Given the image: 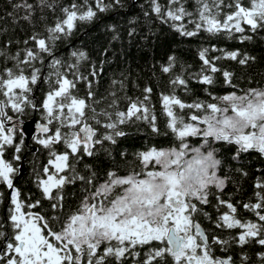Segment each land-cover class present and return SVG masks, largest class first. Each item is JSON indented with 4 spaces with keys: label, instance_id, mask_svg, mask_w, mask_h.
<instances>
[{
    "label": "trees",
    "instance_id": "obj_1",
    "mask_svg": "<svg viewBox=\"0 0 264 264\" xmlns=\"http://www.w3.org/2000/svg\"><path fill=\"white\" fill-rule=\"evenodd\" d=\"M260 88L264 0H0V100L7 114L49 124L27 144L18 129L12 140L0 137L2 152L12 165L27 161V172L15 181L20 211L42 226L41 248H58L60 264H189L171 251L166 229L102 240L93 253L91 245L77 250L58 233H66L102 181L148 174L147 151L201 142V136L181 134L187 122L214 114L227 94ZM85 123L97 129L91 153L74 142ZM208 145L224 185L211 184L205 200L189 201L195 211L184 224L180 251L199 254L212 246L214 260L229 254L264 264V245L258 248L264 147L222 135H210ZM7 193L0 174L2 200ZM195 219L207 243L195 232ZM240 230L248 232L239 236ZM5 233L0 226V236ZM191 236L196 248L188 246ZM237 251L245 256L235 257Z\"/></svg>",
    "mask_w": 264,
    "mask_h": 264
},
{
    "label": "rangeland",
    "instance_id": "obj_2",
    "mask_svg": "<svg viewBox=\"0 0 264 264\" xmlns=\"http://www.w3.org/2000/svg\"><path fill=\"white\" fill-rule=\"evenodd\" d=\"M16 83L13 82L12 85ZM220 101L214 114L187 122L182 128L183 136H201V142L186 139L178 146L147 151L144 162L151 167L148 174H113L95 191L93 198L97 205L93 215L89 216L90 207L85 202L82 213L73 217L66 233H58V237L71 241L77 250L81 243L91 245L93 253L94 245L112 237H139L141 233L151 235V232L160 235L170 221L178 226L182 224L179 231L184 232L187 225L184 227V224L188 221L182 223V220L188 218L186 211L191 212L193 207L189 201L193 197L205 200L211 184L220 187L224 185V178L218 172V158L214 149L208 145L209 136L217 138L222 135L230 138L232 134L244 135L257 130L260 135L252 137L254 144L264 145V88L247 93L233 92L221 97ZM2 123L0 121V132L6 133L8 129V139L12 140L15 127L11 125L13 128L6 129ZM258 123L257 129L251 127ZM236 141L245 147L246 144L243 145L242 141ZM74 142L79 143L76 133ZM74 142L71 144L75 149L77 145ZM179 190L184 192L185 202L177 209L169 205L167 198ZM20 215L24 216V213L21 211ZM28 230H32V236L27 238L28 247L33 250L37 259L39 254L41 258L54 263L59 257V251L51 246L42 249L44 235L27 224V236ZM188 246L195 248L192 236ZM209 261L207 259L208 263Z\"/></svg>",
    "mask_w": 264,
    "mask_h": 264
},
{
    "label": "flooded vegetation",
    "instance_id": "obj_3",
    "mask_svg": "<svg viewBox=\"0 0 264 264\" xmlns=\"http://www.w3.org/2000/svg\"><path fill=\"white\" fill-rule=\"evenodd\" d=\"M0 109H1V107H0ZM5 111H6V109H5ZM1 115H2V117H0V121L3 122L2 124L5 125V127L10 125L11 116H13V115H11V113L7 114V111H6L5 115H3L2 110H1ZM11 128H13V127L11 126L9 129H11ZM13 129H14V132L16 129H18L22 132V130L19 128H13ZM248 133L249 134L251 133L252 137H256V136L260 135V133L257 130H251ZM14 135H12V136H14ZM244 135H247V134H244ZM0 137H3V141H4L8 137V130L6 133L1 131ZM230 138H233V137H230ZM251 140H252V145L249 147H255V146H257L259 148L264 147V145H262V144H260V145L254 144L255 141H253V139H251ZM26 144H27V140H26ZM2 145L3 144L0 143V174L2 175V180H4V182L6 184V189H8V193L6 196V200H4V199L2 200V198L0 197V208L3 207V209H4L3 217L2 218L0 217L1 218L0 219V226L4 227L5 232H6L4 235L0 236L1 238H3V242L0 245V250H1V254H2L0 262L2 264H60L58 257L54 261V263L49 262L46 259L41 258L39 254H38V256L41 259H39V258L37 259L36 255L33 253V250L28 247L29 243L27 242V238H30L32 236V230H28V236H27V224L29 226L33 227L35 229V231L40 230V232L42 234H43V229H42V226L40 224H38V222L34 218L29 217L27 213H24V216L20 215L21 214L20 207H23V204H22L20 197H19L18 188L15 186V181L21 175H23L25 172H27V161L22 160L19 164L12 165L3 156ZM80 145H81L82 150L86 152L85 145H83V144H80ZM61 159L59 158V161L56 162L57 166H59V164L63 165L64 161H63V159L62 160ZM5 170H7V172ZM21 170H23V171L21 172ZM108 180H105L102 182L104 183ZM100 184H99V186H100ZM94 194H95V192L88 195L84 199V203L86 202L89 207H94V209H95L97 204L95 203L96 199L93 198ZM190 210H191V207H189L188 211H190ZM193 211H195L194 208H192L191 212H193ZM186 214L188 215V218L187 217L183 218L182 223H184V221L187 222L189 220L190 212L186 211ZM263 214H264L263 212H258V217L262 218ZM195 220H198V219H195ZM194 221H193V223H194ZM13 222H15V227L19 228L18 232H16V229L13 226ZM23 224H25V225L23 226ZM179 227H181V224ZM240 231L241 232L238 233L239 236L241 233L245 234L248 232V230H240ZM179 232H181V231H179ZM251 233H255V232L251 231ZM22 236H24L25 238H21ZM254 238L255 237L253 236L252 239H254ZM207 240H208V237H207ZM238 243H241L240 237H238ZM185 245H186V243H185ZM251 245L252 244H249V246H251ZM263 245H264V240H262L261 242H258V248H260ZM249 246H248V248H249ZM195 248H196V245H195ZM56 249H58V248H56ZM204 249H205L204 247H201V252L199 254H197V253H189L188 254L187 253L184 256V252H181L182 250L177 252V254L179 255L178 256L179 258H181V256L185 257V261H188L189 264H192L189 261L190 256H195L196 264H245L242 261L232 260V257L229 254L218 255L216 260H214L212 258V253H213L212 251L214 250V247L210 246L209 248H207V250H204ZM27 250H30V251L27 252ZM27 256L29 257V259H27ZM234 256L237 258L244 257L245 252L244 251H237L236 254L234 253ZM223 258H224V260H222ZM207 259L210 260L209 263L207 262ZM77 262L78 263L83 262V258Z\"/></svg>",
    "mask_w": 264,
    "mask_h": 264
},
{
    "label": "water",
    "instance_id": "obj_4",
    "mask_svg": "<svg viewBox=\"0 0 264 264\" xmlns=\"http://www.w3.org/2000/svg\"><path fill=\"white\" fill-rule=\"evenodd\" d=\"M0 107L2 110V114L5 115L6 111H5L4 105L1 100H0ZM10 124L13 127L19 128L22 130L24 136L26 137L27 143L30 142V140L33 138L35 134L49 130V124L45 121L38 119L36 116L30 117L27 119L21 116H11ZM96 131H97L96 127L92 125L91 123H85L76 128L77 141L80 144L85 145L87 153H91L94 148V145H95L94 139H95ZM230 136H232L235 140L237 139V140L242 141L244 145L246 144V146L252 145V140H251L252 134L251 133L247 135L232 134ZM22 171L23 170H21V172ZM167 201L170 206H172L173 208L179 209L183 206L185 202V194L183 191L179 190L176 193L169 195L167 198ZM93 212H94V207H90L88 210V214L90 217L93 215ZM181 227H182V224H181ZM193 228L195 232L199 236H201L203 241L206 243L208 241L207 233H206L205 227L202 224V222L200 220H196L193 223ZM165 238L168 241V244L173 253L179 252L186 243L185 234L183 232H179V226L174 223H170L167 226L166 231H165ZM82 254H83V251H80L76 261H80L82 259ZM1 255L2 254L0 250V260H1ZM222 260H224V258ZM189 261L192 264H196L195 256H190ZM0 264L2 263L0 262Z\"/></svg>",
    "mask_w": 264,
    "mask_h": 264
}]
</instances>
